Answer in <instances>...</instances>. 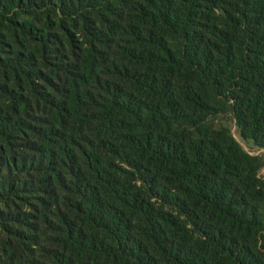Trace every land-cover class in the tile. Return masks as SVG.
I'll list each match as a JSON object with an SVG mask.
<instances>
[{
	"label": "trees",
	"instance_id": "trees-1",
	"mask_svg": "<svg viewBox=\"0 0 264 264\" xmlns=\"http://www.w3.org/2000/svg\"><path fill=\"white\" fill-rule=\"evenodd\" d=\"M264 0H0V264H264Z\"/></svg>",
	"mask_w": 264,
	"mask_h": 264
},
{
	"label": "rangeland",
	"instance_id": "rangeland-1",
	"mask_svg": "<svg viewBox=\"0 0 264 264\" xmlns=\"http://www.w3.org/2000/svg\"><path fill=\"white\" fill-rule=\"evenodd\" d=\"M232 132H233L235 138L237 139V141H238V142H239V143H240V144H241V145H242L247 151L251 152L252 154H256V155H258V154L264 155V151H259V150L251 149L250 146H249L247 143L243 142V141L238 137V135H237V133L235 132V129H234V128H233ZM261 174L264 175V171H262Z\"/></svg>",
	"mask_w": 264,
	"mask_h": 264
}]
</instances>
